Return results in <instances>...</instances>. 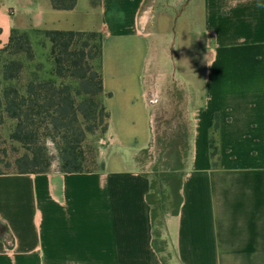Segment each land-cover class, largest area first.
<instances>
[{
    "label": "crops",
    "instance_id": "0c3cea01",
    "mask_svg": "<svg viewBox=\"0 0 264 264\" xmlns=\"http://www.w3.org/2000/svg\"><path fill=\"white\" fill-rule=\"evenodd\" d=\"M190 12L203 31L182 82L149 52L155 20L175 30ZM13 29L101 32L110 118L100 168L0 174V264H164L143 169L156 161L140 159L162 116L188 149L166 264H264V0H0V49Z\"/></svg>",
    "mask_w": 264,
    "mask_h": 264
},
{
    "label": "trees",
    "instance_id": "16d2710c",
    "mask_svg": "<svg viewBox=\"0 0 264 264\" xmlns=\"http://www.w3.org/2000/svg\"><path fill=\"white\" fill-rule=\"evenodd\" d=\"M50 1L55 9L70 10L78 0ZM34 35H43L50 42L51 66L44 69L38 64L32 77L23 84L19 80L24 69L21 59H7L0 72V120L7 117L16 121L10 138L22 149L12 161L7 158V165L14 167L15 173L49 171L52 164L46 141L51 139L59 147L61 171H92L84 168L83 145L88 135H105L110 118L103 100L106 95L102 77L103 35L98 31L13 29L0 53L11 56L26 51L32 59ZM187 153L185 147L184 158ZM215 153L213 149V156ZM176 156L173 161H165L161 168L157 164L153 173L147 174L150 178L147 201L155 226V248L159 252L165 250L166 241H158L165 217L177 215L183 200L185 164L179 159L180 150ZM4 159L0 156V162ZM2 173L9 172L0 170ZM5 229L0 222V234ZM163 263L166 264L164 258Z\"/></svg>",
    "mask_w": 264,
    "mask_h": 264
},
{
    "label": "rangeland",
    "instance_id": "374dc122",
    "mask_svg": "<svg viewBox=\"0 0 264 264\" xmlns=\"http://www.w3.org/2000/svg\"><path fill=\"white\" fill-rule=\"evenodd\" d=\"M184 23V25H183ZM171 22L166 16H161L159 20H155L154 36L151 37L154 44L149 52V64L153 63L155 70H165L170 73V76L178 81L188 82L193 79V51H194V39L199 32L203 31L202 26L199 23H195L192 19V13L187 14L185 21L179 20L175 26V30L171 29ZM185 28L186 34L180 38L177 36L176 31ZM163 32H168L167 36L161 35ZM32 52L34 56L30 59L25 52L18 54L0 53V72L4 67L5 61L9 58L15 57L23 61L24 69L19 76L20 83H26L33 74L35 67L38 64H42L44 69H48L51 66L50 59V42L43 35H34L31 40ZM198 47V46H197ZM24 48V45H23ZM160 117L155 125V142L151 149L143 150L140 152V159L143 165L150 161H156L152 167H143L147 174H152L154 167L158 164L159 168L163 167V164L167 160H175L177 158L176 151L180 150L179 159L184 158V149L187 146V141L184 134L183 126L176 125L174 122L172 125L165 119ZM15 122L12 119L4 117L0 120V156L5 158L3 162H0V170L3 172H14V167L7 165V160H13L14 155L17 152H22L20 146L13 142L10 138ZM179 126V127H178ZM179 129V133H172L171 130ZM104 137L100 133L94 135H88L83 145L85 154L84 168L86 170L98 169L102 166L101 156L104 155L105 142ZM46 147L50 157L52 166H59L60 152L58 144L48 139L46 141ZM6 153L7 157H3ZM8 158V159H7ZM163 229V228H162ZM162 239H159L160 242ZM165 250L161 253L165 260H168L171 256L167 249V245H164ZM170 264V262H168Z\"/></svg>",
    "mask_w": 264,
    "mask_h": 264
}]
</instances>
